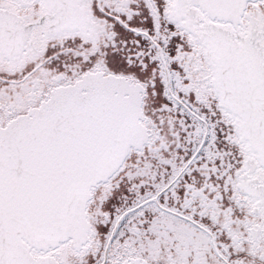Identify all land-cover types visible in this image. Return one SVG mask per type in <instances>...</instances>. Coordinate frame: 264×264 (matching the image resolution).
Here are the masks:
<instances>
[{
    "label": "snow or ice",
    "instance_id": "1",
    "mask_svg": "<svg viewBox=\"0 0 264 264\" xmlns=\"http://www.w3.org/2000/svg\"><path fill=\"white\" fill-rule=\"evenodd\" d=\"M0 264H264V0H0Z\"/></svg>",
    "mask_w": 264,
    "mask_h": 264
}]
</instances>
